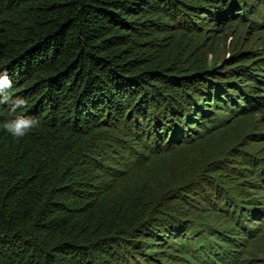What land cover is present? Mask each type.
Masks as SVG:
<instances>
[{
	"label": "trees",
	"instance_id": "obj_1",
	"mask_svg": "<svg viewBox=\"0 0 264 264\" xmlns=\"http://www.w3.org/2000/svg\"><path fill=\"white\" fill-rule=\"evenodd\" d=\"M252 15L264 31L252 0H0V74L11 81L0 79V264L236 263L238 228L202 233L222 240L220 253L184 249L195 201L209 202L220 172L188 180L176 159L190 133L191 146L201 139L193 126L208 128L209 105L263 108L261 85L230 74L264 84L253 58L208 60L211 23ZM19 116L37 121L23 137L3 126ZM225 201L250 233L243 210L261 209Z\"/></svg>",
	"mask_w": 264,
	"mask_h": 264
},
{
	"label": "rangeland",
	"instance_id": "obj_2",
	"mask_svg": "<svg viewBox=\"0 0 264 264\" xmlns=\"http://www.w3.org/2000/svg\"><path fill=\"white\" fill-rule=\"evenodd\" d=\"M252 1L263 9L264 4L262 2L259 0ZM247 18H239L237 16L234 22L230 23V26L227 23L226 25L224 24V30L220 26L211 23V29L208 30L207 34L212 33V28L215 27L214 39L218 38L219 43L216 51L209 54L208 60L217 59V65L225 69V67L236 63L243 57L253 58L248 64L256 67L260 65L258 72L262 74L261 79L264 81V67L261 65L264 58V31L261 26L257 25L260 20L259 15H252ZM208 39H211V37ZM234 55L238 56L234 58ZM230 74L235 78L241 76L240 79H237V82L239 81L238 83L245 84L247 87L250 86L249 88H253L252 85H261L258 89V94L264 96V84H260L257 79H247L245 76L234 72ZM260 106L263 108L239 114L233 109L229 111L228 109H218L209 105L208 108L209 111L212 110L213 118L206 123L207 129L193 126L195 130L199 129V132L202 133L200 135L201 139H196L197 141H195L196 144L194 146H197L196 152H194L195 155L190 157L188 161L185 158L181 161V158L194 150V146L189 143L195 139L191 138L192 133H190L188 138L190 141H186L182 145L181 154L178 155L181 156L176 160L179 162L177 164L178 167H181L189 174L188 180L195 181L200 179L206 173H210L212 168L220 172L217 176L211 177L213 182L210 183L214 184L215 187L217 186L218 193L215 187H212L211 193H206L209 202L205 200L202 201L204 203L202 204L200 201L199 203L195 201L198 207H202L199 213L201 215L194 211L191 215L192 219L189 217L190 227L188 228L190 230L186 232L187 237L183 240L184 249L188 248V250L191 249L190 251L193 252L202 248H210V250L220 253L223 249L222 240L219 239V243L215 244V240L212 237L208 240H206V236L202 238V233L207 231L221 237L230 234L227 229L236 231L235 228H238L243 230V235L240 238H236L238 239L235 240L238 246L235 248L238 251L234 252L240 258L236 263L232 259V261L228 262L230 264H264V181H260L258 167H256L260 164L264 168V104ZM212 161H214L212 165L205 166L206 163L209 162L210 164ZM197 165L198 167H195ZM242 166H247V168H241ZM203 179L206 183L208 182L206 178ZM257 179L259 183L254 184ZM204 188L207 189L206 187ZM227 198L242 204L245 208L254 205V208L261 209L260 215H251L248 213L249 211L245 212L243 210L245 214L241 215V221L246 227L252 228L250 233L245 227L242 228L240 226V221L237 222V225L231 222L238 217L233 211L237 204L233 206L231 202L226 203L225 200ZM217 208L218 210H215ZM224 211L227 212L225 216L229 222L219 215V213H224ZM213 237L216 238L215 236ZM194 238H198L197 240L202 239L201 243H194ZM211 247L214 248L211 249ZM218 255L221 257L220 254ZM188 258V261L184 262L193 264V258L190 254ZM170 262L176 263L175 261ZM216 262L217 264H224L221 260ZM209 264L216 263L213 260H209Z\"/></svg>",
	"mask_w": 264,
	"mask_h": 264
},
{
	"label": "clouds",
	"instance_id": "obj_3",
	"mask_svg": "<svg viewBox=\"0 0 264 264\" xmlns=\"http://www.w3.org/2000/svg\"><path fill=\"white\" fill-rule=\"evenodd\" d=\"M0 79H2L9 87L11 86V81L9 80L6 73L0 74ZM7 97H5V100ZM25 102L20 100L19 103L16 105V108L21 107ZM15 111V108L13 109ZM37 121L32 120L31 118H25L23 116H19L14 120L7 121L3 125L4 128L14 135L15 137H23L27 134V132L36 125ZM226 264H230L227 262Z\"/></svg>",
	"mask_w": 264,
	"mask_h": 264
}]
</instances>
